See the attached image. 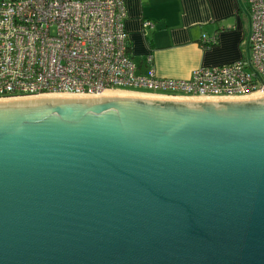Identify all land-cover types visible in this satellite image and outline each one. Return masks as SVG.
I'll list each match as a JSON object with an SVG mask.
<instances>
[{
  "label": "water",
  "instance_id": "95a60500",
  "mask_svg": "<svg viewBox=\"0 0 264 264\" xmlns=\"http://www.w3.org/2000/svg\"><path fill=\"white\" fill-rule=\"evenodd\" d=\"M138 94L0 99V264H264V95Z\"/></svg>",
  "mask_w": 264,
  "mask_h": 264
},
{
  "label": "built area",
  "instance_id": "2783aa9c",
  "mask_svg": "<svg viewBox=\"0 0 264 264\" xmlns=\"http://www.w3.org/2000/svg\"><path fill=\"white\" fill-rule=\"evenodd\" d=\"M246 1L244 56L180 80L157 76L152 67L137 72L128 55L125 0H0V99L105 90L192 98L264 92V0Z\"/></svg>",
  "mask_w": 264,
  "mask_h": 264
},
{
  "label": "crops",
  "instance_id": "0c3cea01",
  "mask_svg": "<svg viewBox=\"0 0 264 264\" xmlns=\"http://www.w3.org/2000/svg\"><path fill=\"white\" fill-rule=\"evenodd\" d=\"M149 21L151 26L143 25ZM128 55L137 72L188 79L199 67L234 62L245 54L246 0H125ZM213 38V43L204 42Z\"/></svg>",
  "mask_w": 264,
  "mask_h": 264
},
{
  "label": "bare ground",
  "instance_id": "6f19581e",
  "mask_svg": "<svg viewBox=\"0 0 264 264\" xmlns=\"http://www.w3.org/2000/svg\"><path fill=\"white\" fill-rule=\"evenodd\" d=\"M114 94H133V95H140L138 93H134V92L131 93V92H126V91H121V90H105L102 93H100L99 96L114 95ZM54 95H56V96H71L72 94H48L47 96H54ZM258 95H264V92L254 93L252 95L245 96V97H253V96H258Z\"/></svg>",
  "mask_w": 264,
  "mask_h": 264
},
{
  "label": "rangeland",
  "instance_id": "374dc122",
  "mask_svg": "<svg viewBox=\"0 0 264 264\" xmlns=\"http://www.w3.org/2000/svg\"><path fill=\"white\" fill-rule=\"evenodd\" d=\"M124 89V88H123ZM125 89H133V90H141V91H146L145 89H135V88H125Z\"/></svg>",
  "mask_w": 264,
  "mask_h": 264
},
{
  "label": "trees",
  "instance_id": "16d2710c",
  "mask_svg": "<svg viewBox=\"0 0 264 264\" xmlns=\"http://www.w3.org/2000/svg\"><path fill=\"white\" fill-rule=\"evenodd\" d=\"M128 48V47H127Z\"/></svg>",
  "mask_w": 264,
  "mask_h": 264
}]
</instances>
